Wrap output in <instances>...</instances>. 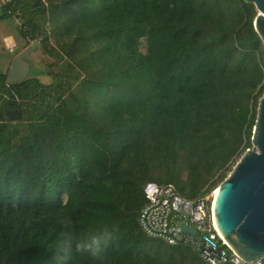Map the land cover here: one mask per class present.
I'll return each instance as SVG.
<instances>
[{"label":"trees","instance_id":"1","mask_svg":"<svg viewBox=\"0 0 264 264\" xmlns=\"http://www.w3.org/2000/svg\"><path fill=\"white\" fill-rule=\"evenodd\" d=\"M255 15L244 0H4L13 56L37 42L50 61L15 83L0 69V264H210L141 229L143 188L211 200L251 147Z\"/></svg>","mask_w":264,"mask_h":264},{"label":"water","instance_id":"2","mask_svg":"<svg viewBox=\"0 0 264 264\" xmlns=\"http://www.w3.org/2000/svg\"><path fill=\"white\" fill-rule=\"evenodd\" d=\"M255 6L254 27L264 49V0H244ZM32 45L17 53L7 75L8 83L25 79L30 71L27 57ZM247 148L228 175L218 185L211 201V214L217 230L233 252L244 261L264 258V92L258 100L257 114ZM189 231L201 237L195 228Z\"/></svg>","mask_w":264,"mask_h":264},{"label":"built area","instance_id":"3","mask_svg":"<svg viewBox=\"0 0 264 264\" xmlns=\"http://www.w3.org/2000/svg\"><path fill=\"white\" fill-rule=\"evenodd\" d=\"M146 203L139 212L141 229L153 238H160L170 245L190 242L201 250V256L210 264H259L244 261L231 250L221 236L211 214L208 196L188 199L181 196L174 185L147 182L143 188ZM195 228L197 237L183 228Z\"/></svg>","mask_w":264,"mask_h":264},{"label":"rangeland","instance_id":"4","mask_svg":"<svg viewBox=\"0 0 264 264\" xmlns=\"http://www.w3.org/2000/svg\"><path fill=\"white\" fill-rule=\"evenodd\" d=\"M2 1H4V0H0V4H1ZM15 25H16V21L15 20H12V19H7L5 21L0 20V26L2 27L3 33L5 32L6 36H10V37H7V40L5 41V43H6V45H5L6 46V51L5 52L6 53H4L3 56H1L2 57L1 61H3L4 58H7V60H8L11 57V54L8 53V52H10V50H11L10 47L12 46L11 45L12 41L15 44V45H13L14 47H17V46L19 48L22 47L21 46L22 43L20 42L21 38L16 33ZM19 42H20V44L17 45V43H19ZM29 45H32V50L30 51V53H29V55L27 57V60L33 66L32 70L35 71L37 67H40V68L44 67L45 63L50 61V58H48L47 56L41 54L37 42H32ZM39 78H40V80H42L44 82H49L50 81V78L48 76H46V75H40ZM250 148H252V145H251ZM219 184H217V186ZM217 186L212 191H215Z\"/></svg>","mask_w":264,"mask_h":264},{"label":"crops","instance_id":"5","mask_svg":"<svg viewBox=\"0 0 264 264\" xmlns=\"http://www.w3.org/2000/svg\"><path fill=\"white\" fill-rule=\"evenodd\" d=\"M3 2V1H2ZM1 2V3H2ZM3 21H5V20H3ZM7 37H10V36H6V33L4 32L3 33V31H2V27L0 26V69H2V70H8V72H9V69H10V67H11V64H12V60H13V57L16 55H14L13 56V53H12V51H13V49H15L16 47H14L13 45H15L14 43H13V41L11 42V47H10V52H8V53H10L11 54V57L7 60V58H4L3 59V61H1V59H2V57L1 56H3L4 55V53H6L5 51H6V43H5V41L7 40ZM21 42V41H20ZM20 42L19 43H17V45H19L20 44ZM5 43V44H4Z\"/></svg>","mask_w":264,"mask_h":264},{"label":"bare ground","instance_id":"6","mask_svg":"<svg viewBox=\"0 0 264 264\" xmlns=\"http://www.w3.org/2000/svg\"><path fill=\"white\" fill-rule=\"evenodd\" d=\"M217 191H218V186H217V188L215 189L214 194H213V191H212V193H211V197H212V198L215 196V194L217 193ZM212 200H213V199H211V201H212Z\"/></svg>","mask_w":264,"mask_h":264}]
</instances>
